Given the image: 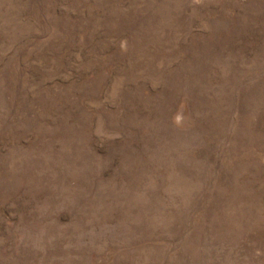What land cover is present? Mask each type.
I'll use <instances>...</instances> for the list:
<instances>
[{
    "label": "rangeland",
    "instance_id": "374dc122",
    "mask_svg": "<svg viewBox=\"0 0 264 264\" xmlns=\"http://www.w3.org/2000/svg\"><path fill=\"white\" fill-rule=\"evenodd\" d=\"M0 264H264V0H0Z\"/></svg>",
    "mask_w": 264,
    "mask_h": 264
}]
</instances>
